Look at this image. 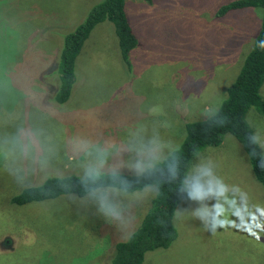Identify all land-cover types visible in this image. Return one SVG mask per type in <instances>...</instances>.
<instances>
[{"label":"rangeland","instance_id":"1","mask_svg":"<svg viewBox=\"0 0 264 264\" xmlns=\"http://www.w3.org/2000/svg\"><path fill=\"white\" fill-rule=\"evenodd\" d=\"M101 1L0 0V72L7 71L25 109L28 102L19 94L28 89L40 93L41 106L47 103L53 84H60V77H51L60 68L63 38ZM230 1L126 0L138 39L132 68L123 61L113 25L95 28L76 62L71 97L55 117L63 135L119 140L126 126L151 119L141 117L142 105L159 102L172 122L162 134L181 145L188 123L205 120L202 112L211 105L221 107L260 29L262 8L218 18ZM177 99L189 107L173 106ZM247 121L264 133V116L255 107ZM200 153L231 189L207 202L206 220L219 227L206 230L186 214L174 222L178 238L172 246L147 253L143 264H264V188L244 147L226 133L220 145ZM21 193L0 168V264H110L116 244L129 239L94 208L62 198L14 205ZM153 199L133 207L128 235L140 227ZM195 207L184 200L178 208Z\"/></svg>","mask_w":264,"mask_h":264},{"label":"clouds","instance_id":"2","mask_svg":"<svg viewBox=\"0 0 264 264\" xmlns=\"http://www.w3.org/2000/svg\"><path fill=\"white\" fill-rule=\"evenodd\" d=\"M257 47L264 50V40H259ZM60 75L58 64L51 78L58 80ZM58 94L59 88L41 106L40 93L28 89L19 94L28 102L25 109L16 100L18 93L7 71L0 72V168L18 189L37 197L66 199L83 209L94 208L95 215L130 238L128 229L135 219L133 207L159 197L164 185L174 186L178 182L177 197L196 207L175 209L173 222L190 214L206 230L214 232L219 227L206 220L207 202L215 200L222 189L225 193L231 189L216 175L214 163L195 148L196 162L181 174V146L162 134L172 127L164 104L142 105L141 117L151 119L126 126L119 140L66 137L55 121L65 109L55 99ZM173 106L186 110L189 104L177 99ZM202 115L210 128L224 127L230 122L217 105L205 108ZM247 143L252 149L250 157H256L264 170V133L259 129L250 132ZM156 224L165 228L168 221L158 218Z\"/></svg>","mask_w":264,"mask_h":264},{"label":"trees","instance_id":"3","mask_svg":"<svg viewBox=\"0 0 264 264\" xmlns=\"http://www.w3.org/2000/svg\"><path fill=\"white\" fill-rule=\"evenodd\" d=\"M145 1L153 2V0ZM125 5L126 0H102L90 10L85 20L75 31L63 38L64 44L59 68L61 73L60 84L56 82L53 84V91H49V94L54 93L59 88V94L55 97L58 104L63 105L69 101L77 79L76 62L92 32L100 24L108 22L113 25L123 61L128 69L132 68L130 54L137 47L138 39L129 22ZM253 8L264 9V0H232L221 6L216 16L221 18L232 11ZM261 22L252 49L246 55L239 74L229 87L227 97L220 107L221 114L227 116L230 122L224 127L211 128L206 120L186 125V138L180 145L183 157L182 175L188 171L195 159L193 156L194 148L200 152L208 147H216L221 144L223 135L229 133L244 147L249 156L253 173L264 188V170L259 167V160L256 157H250L249 153L252 149L247 143L248 134L253 132L247 121L249 110L255 107L264 116V98L261 95V89L264 85V50L257 47V42L264 40V16ZM178 187V182L174 186L164 185L162 187V194L152 200L140 227L127 241L116 244L110 264H143L147 253L168 249L172 246L178 238L172 215L182 203L176 195ZM47 200L54 199L37 197L22 192L12 199V203L17 206H24ZM158 218H165L168 221L167 227L161 228L157 225L156 220Z\"/></svg>","mask_w":264,"mask_h":264},{"label":"crops","instance_id":"4","mask_svg":"<svg viewBox=\"0 0 264 264\" xmlns=\"http://www.w3.org/2000/svg\"><path fill=\"white\" fill-rule=\"evenodd\" d=\"M100 26V25H99ZM99 26H97L96 28H98ZM78 68H79V66H78ZM19 92H21V89L20 90H18ZM46 95V92L42 95L43 97ZM47 96V98L49 97V94L48 95H46ZM27 102V101H26ZM59 105H61V104H59Z\"/></svg>","mask_w":264,"mask_h":264}]
</instances>
